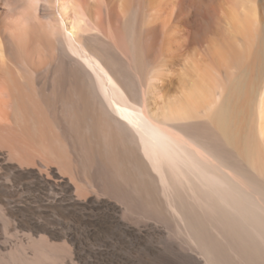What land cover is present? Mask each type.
I'll use <instances>...</instances> for the list:
<instances>
[{
    "label": "rangeland",
    "instance_id": "374dc122",
    "mask_svg": "<svg viewBox=\"0 0 264 264\" xmlns=\"http://www.w3.org/2000/svg\"><path fill=\"white\" fill-rule=\"evenodd\" d=\"M6 1L8 2V0ZM6 1L0 0V23L12 25L17 18V9L12 8ZM9 1L13 2L14 0ZM41 1L40 4L45 3L46 8H40V11H37V23L34 22V26L38 24L36 29L40 33L36 32L39 37H37V41L42 40L43 44L38 42L40 44H37L35 48L37 47V52L40 50L39 53H36V56H41L43 53H45V56L47 55V58L44 55L37 58L41 60L44 58L47 62V59H50L48 56L50 55L49 57L52 58L55 54V42L49 40V37L41 31L40 27L47 24V14L50 10L47 8V2ZM179 1L162 0L163 3H166L164 4L166 8L163 7L165 10H162L163 12L152 10L151 13L153 15L160 14L159 17L170 15L168 16L170 17L168 24H171L170 26L178 31L173 33L174 35L169 32L171 33L170 43L172 45L179 44V48L182 51L185 50L184 54L173 46L175 47L173 49L175 53L171 56H164L159 51L160 43H157L156 48L150 50H153L150 54H153L151 56H153L154 63L145 66L143 57H137L129 49H124V53L120 56L123 57L124 61L133 62L131 64L134 67L136 66V69L132 70L131 73L129 68L124 65L123 70L131 83L132 101L137 100L139 89L142 87L148 89L150 91L148 107L151 112L155 113L156 119L162 125L182 133L183 128L194 126V122L195 124L197 122V124H205L204 126L209 122L210 124L207 125L208 129L210 128L208 134L210 132V134L217 137L218 144L216 145L219 146L216 147L217 153L209 156L204 153L206 158L204 155L200 156L202 160L199 159V170L191 166L185 167L183 165L182 167L174 160L168 161L162 158L159 164L160 173L151 170V173L155 175L151 189L156 203L153 208L147 209L140 204H130L131 201L125 196V198L121 196L123 200L118 199L119 196L110 195L111 192L88 184L89 176L84 172L77 153L65 146L66 137L64 138L63 133L55 124L58 121L60 122L61 118L56 117H60L58 115L60 110H57L55 113L57 115L53 117L48 114L43 102L37 101L36 104L40 113L38 115L42 117V119L38 117V120L39 122L42 120V125L46 126V128H43L48 130L45 132H47L49 139L53 141V151H60L61 156L56 158L51 154L48 155L53 157L42 154L43 157L47 155L50 161L47 157L43 158L44 164L41 165L38 163V161L42 162L39 160L42 158L39 153L35 154V151L31 153V150L21 148L16 150L14 147H9V142L12 143L15 137L12 134L16 135L19 132V127L15 122L18 119H12L15 118L14 115L9 118L10 127L4 128L5 132L0 129V137H2L0 138V264H30L34 259L36 262L34 261L35 263L32 264H120V257L125 258L127 255L121 253L122 248L136 246L135 248L140 249L139 245L144 248L148 245H156V243L163 247L165 253H168L170 257L176 259L178 255L177 260H180L181 264H189L195 259H204L207 244L217 245L226 251L228 250L229 257L232 258L231 261L234 264H241L239 256L234 252L235 249H248V239L250 242L261 245V240H259L256 230L250 224V220L257 219L261 222L264 216V168L258 162L256 155L257 150H261L264 154V138L262 140L257 131V106L264 84V0H215V7L208 14L211 18L208 32L205 31L198 41L192 39L191 28L185 23L186 15H183L185 13L179 12ZM49 2L51 5L52 2ZM116 2L115 4L111 3L109 8L113 19L116 18L117 21H126L134 16L132 14L141 11L142 0H117ZM185 2L192 5L190 0H185ZM246 5L254 9L255 20L253 19L252 27L250 26L248 30L245 29L244 32H241L242 27L237 24L239 20L233 18L240 16ZM71 10L72 8L68 4L67 17L64 19L66 25L70 23L69 21L74 20V12H71ZM165 11H167L166 14ZM107 22L108 20L104 24L108 29L109 22ZM137 22L141 27L142 21L140 18H137ZM193 24L200 26V21H194ZM121 31L125 37L124 30L121 29ZM158 38L160 40V34ZM192 42L196 43L192 44ZM44 43L45 47L48 48L47 50H44L46 49L43 46ZM38 46H42V48L38 49ZM230 46L245 52L242 54L241 61H234L230 57L228 53ZM193 64L204 73L205 97L204 101L194 109L187 113H181L175 108L178 100L194 77L193 72L189 70V67ZM17 68L10 65L5 71L14 76H19L20 71ZM41 68L39 78L43 80L46 65L43 64ZM28 78L30 80V76ZM244 78L246 85L244 84L243 93L240 96L235 95V101L234 97L230 100L232 104L234 103L237 117V126L235 127V133L237 134L233 133L234 136L229 137L221 132L217 124L214 123L213 125L212 115L217 107L220 108L224 104L232 86H235L240 80L243 81ZM32 82L30 81V83ZM30 86L35 87L33 83ZM20 119L22 118L20 117ZM11 120H14L15 123ZM18 121L21 122V120ZM6 132H8L7 135L11 134L10 137L13 138L10 139L5 135L6 140H4L2 134H6ZM208 134H205V141L208 140L206 139ZM10 148H12L11 151ZM21 155L24 156V160ZM38 155L40 156L38 157ZM215 157L218 161H215ZM36 158L39 159L36 160ZM54 168H56L55 170L59 169L60 175L65 179L70 178L68 180L73 183L75 190H77L79 203L81 206H87L82 210L84 214L81 217L69 219V214L63 209L65 206L53 205L52 207L42 204V200L50 188L40 181L36 173H43L47 181L53 183L51 169ZM185 171H187V174ZM195 174H198V176ZM163 178L164 180H162ZM197 178H200L201 181ZM54 186L53 191L55 193L67 195L65 190L59 187L60 185ZM93 199H104L110 203L118 204L119 210H121L118 215L120 214L119 216L123 217L125 222L131 223L134 227L156 226L161 230V234L150 235V238L149 234H142V237H138L140 240L134 238L133 241L130 238L123 239L124 241L114 240L111 245L117 249L116 254L96 256L97 254L92 253V248L94 249L99 242L97 235L103 238L110 227L107 222L96 221L95 217L104 214L103 212L106 209L101 207L97 211L92 210L89 205ZM96 212L98 213L96 214ZM32 216H36L35 218H39V220L54 218L55 222L58 223L69 221L74 230L66 235L63 228L56 231L52 228L48 229L42 226L43 223H35L34 219H30ZM119 242L121 243L119 244ZM145 244L147 245L145 246ZM45 254L48 257H44ZM138 254L137 252L128 254L131 257L125 259H130L135 255L140 256L139 260L154 258L151 252H147L146 255L139 252Z\"/></svg>",
    "mask_w": 264,
    "mask_h": 264
},
{
    "label": "bare ground",
    "instance_id": "6f19581e",
    "mask_svg": "<svg viewBox=\"0 0 264 264\" xmlns=\"http://www.w3.org/2000/svg\"><path fill=\"white\" fill-rule=\"evenodd\" d=\"M44 1L47 2V8L50 10L47 14V24L42 25L40 28L44 35L46 34L49 37V40L55 42V54L52 58L49 55L48 58L50 59H47V62H45L46 59L44 58L42 60L37 58L43 57L42 55L47 58L45 53L41 54V56L38 54L36 56V53H39L40 50L37 52V47L35 48V46L40 44L38 42L42 40L37 41L38 36L36 32L39 31L36 29V25L38 24L34 26V22L37 23L36 13L40 8H46L45 3L41 5V0H14L13 2L8 0L6 2L12 8L17 9V18L14 24L11 23L12 25L0 23V129L3 130L10 127L9 118L13 115L15 118L12 119L16 120L17 118L21 120V122L15 121L17 127H19V132L17 134L15 132L16 135L12 134L15 137L12 143L8 141L9 147H14L16 150L18 148L31 150V153L35 151V154L39 153L41 156L42 154H51L56 158L61 156L60 151H53V141L49 139L47 132H45L48 130L43 128H46V126L42 125V120L40 122L38 120V117L41 119L42 117L38 115L40 113L36 102L42 101L45 109L51 116L55 117L54 115H57L55 114L56 111L60 110V114H58L60 117L56 116L58 119L61 118L60 122L58 121L57 123L55 120V124H57V128L63 133L64 138L66 137L65 146L69 147L74 153H77L84 172L89 176L88 184L95 185L109 193L111 192L110 195L119 196L120 198L118 199L127 197L131 201L130 204L136 203L147 209L153 208L156 202H154L151 184L155 180V175L151 173V170L153 169L157 173H160L159 164L162 158L168 161L174 160L175 163L181 164L182 167L183 165L185 167L191 166L199 170L200 156H203L204 153L209 156L218 151H216V144H218L217 137L214 134H210V132V135L208 134L210 128L208 129L207 125L210 124L209 122L206 126H204L205 124H197L198 122L195 124L194 122V126L183 128L182 133L171 130L158 122L155 113L151 112L148 107L150 91L146 88H141L142 83L139 86L141 89H139L137 100L135 102L132 101L133 91L131 83L123 67L124 65L127 66L132 73V70H135L136 66L134 67L132 65L133 62L131 64L126 59L124 61L123 57L120 56V54L124 53V49H129L137 57H143L145 66L154 63L153 56H151L153 54H150L153 50H150L156 48L157 43H160L159 51L164 56L174 54L175 51L173 49L175 47L182 54L185 52V50L182 51L179 48V44L172 45L170 43L171 33L169 32H172V34L178 32L176 28L174 29L173 26H170L171 24H168V19L170 18L168 16L170 15L162 13L164 16L159 17L160 14L153 15L151 13L152 10L163 12L162 10H165L164 4L166 3H163L162 0H142L140 5L141 11L132 14L134 16L128 18L126 21L120 22L116 18L113 19L109 8V5L111 3L115 4L117 0ZM49 1L52 2L51 5ZM190 1L192 5L186 3L185 0H180L179 12L185 13L183 14L184 16L186 15L185 23L191 28L190 34L192 35V39L193 41H198L210 27L211 18L208 14L210 10L214 9L215 0ZM68 4L72 8L71 12H74V20L69 21L70 23L66 25L67 23H64V19L67 17ZM169 5L172 6L171 4ZM166 13L167 11H165ZM155 16L158 17L155 18ZM137 18H140L142 21L141 27L137 24ZM233 19L239 20V22H236H238L239 27H242L241 32H244L245 29L248 30L254 23V9L246 5L241 15ZM107 20L109 22H107L109 24L108 29L104 24ZM157 21L159 22L157 23ZM192 21H200V26L194 25ZM121 29L124 30L125 37ZM159 34L161 35L160 40L158 38ZM179 41L181 42V40ZM194 43L192 42V44ZM47 44L50 45L49 43ZM43 46L45 47V43ZM40 48L42 46H38V49ZM228 53L234 61H241L242 54L245 52L234 46H230ZM176 54L178 55L179 53ZM43 64L44 66L46 65V68L44 69L45 72L43 71L45 73H43L45 75L44 79L41 80L39 76L41 75L40 70ZM10 65L18 67L17 69L20 71L19 76H14L5 71ZM189 70L193 72L194 77L191 79L192 81L185 89L182 97L178 100L176 108L174 107L181 113H187L194 109L204 101L205 97L204 73L195 64L191 65ZM28 76H30V80H28ZM30 81H33L32 83L35 87L30 86L32 85ZM245 82L244 78L243 81L240 80L235 86L233 85L224 104L220 108L217 107L218 109L216 108L212 115L213 125L214 123L217 124L221 132L229 137L234 136L233 133L236 132L235 127L237 126L234 103L232 104L230 100L235 95L240 96L243 93L242 90ZM18 116L22 119L18 118ZM12 121L14 122V120ZM257 131L263 140L264 84L257 106ZM7 133L2 134L4 140H6L5 135L12 139L13 137H10L11 134L7 135ZM206 133L208 134L207 141L204 140ZM60 146L59 148L62 147ZM65 146L64 148H66ZM12 148H10V151ZM62 148L61 150L64 151ZM47 155L44 156L47 157ZM256 155L259 160L258 162L264 168V154L261 150H257ZM46 157L42 156L41 159L36 158V160L42 161ZM204 157L206 158L205 155ZM21 158L24 160V156ZM215 159V161H218L216 157ZM56 160L59 161V159ZM38 163L44 164L43 161H38ZM56 168L51 169L53 183L48 182L43 173H36L40 181L50 188L43 198L42 204L52 207L53 205H63L65 206L63 209L69 214V219L81 217L84 214L82 210L87 208V206H81L77 190H75L73 183L68 180L70 178L65 179L62 177L59 169L55 170ZM195 175L198 176V174ZM197 179L200 180V178ZM193 180L195 181V179ZM54 185H60L59 187H62L67 195L55 193L53 191ZM89 206L92 210L96 211L101 207H105L104 214L96 216L95 219L96 221L107 222L110 227L103 238L97 235L99 242L96 247L94 246V249L92 248V253L97 254L96 256H112L114 253L116 254L117 249L111 245V242L114 240L121 241L130 238L133 241L134 238H138L142 234H149V238L150 235L161 234V230L156 226L143 225L142 227H134L131 223L125 222L123 217L119 216L120 214L118 215L121 210H119L120 208L116 203H110L104 199H93ZM35 217L32 216L30 219H34L35 223H43L41 225L48 229L52 228L56 231L59 228H63L66 235L71 233V230H74L73 225L69 221L58 223L55 222L54 218L39 220V218ZM250 221V224L254 227L260 238L259 240H261V245L250 242L248 239V249H235L234 252L239 256L241 264H264V216L261 222L257 219ZM80 228L83 230L82 227ZM132 244L134 243L132 242ZM157 244L148 246L145 244L146 247L144 248H141L142 246L139 245L140 249L135 248L136 246H124L125 248H122V251H120L121 253L123 252V255L127 254L125 258L131 257L128 254L136 252L137 254L138 252L140 254L145 253V255L147 252H151L154 258L143 259L144 261L139 260V254L130 259L120 257V264H181V261L177 260L178 255L176 259L172 258V256L170 257L168 253H165L164 248ZM227 251L217 245L207 244L204 259H195L189 264H234L231 261L232 258L229 257V251ZM44 257H48V255L45 254ZM34 261L35 259L32 263L36 262Z\"/></svg>",
    "mask_w": 264,
    "mask_h": 264
}]
</instances>
